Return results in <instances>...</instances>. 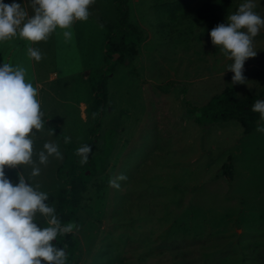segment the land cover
Here are the masks:
<instances>
[{
  "label": "rangeland",
  "instance_id": "1",
  "mask_svg": "<svg viewBox=\"0 0 264 264\" xmlns=\"http://www.w3.org/2000/svg\"><path fill=\"white\" fill-rule=\"evenodd\" d=\"M16 2L32 14L29 0ZM242 2L235 0L230 14ZM253 2L264 17V0ZM128 8V22L146 37L137 54L125 53L119 63L117 54L99 112L89 78L106 64L115 0H95L88 20L73 23L70 41L57 29L31 45L19 36L0 43V64L23 67L37 89L45 123L34 130L33 160L38 164L45 142L63 154L38 164L37 177L20 166L5 168V175L15 183L24 174L57 209L65 140L77 150L98 131L94 158L108 137L113 152L83 195L79 264H264V132L246 135L235 120L199 126L188 111L226 87L236 88L238 102L261 97L264 28L253 39L256 55L245 61L243 82H233L231 60L208 35L217 24L170 25L154 0H128ZM29 46L40 50L39 62L29 58ZM120 174L127 180L110 187Z\"/></svg>",
  "mask_w": 264,
  "mask_h": 264
},
{
  "label": "clouds",
  "instance_id": "2",
  "mask_svg": "<svg viewBox=\"0 0 264 264\" xmlns=\"http://www.w3.org/2000/svg\"><path fill=\"white\" fill-rule=\"evenodd\" d=\"M29 15L16 0L6 4L0 0V43L19 36L35 44L47 41L57 29L64 40L73 37L72 25L87 21L89 8L95 0H29ZM253 0H243L237 10L208 33L211 43L219 48L231 63L233 82H243L245 61L256 55L253 39L264 28V17L254 11ZM29 58L39 62L38 48H27ZM253 112L259 113L261 124L257 131L264 132V99L256 100ZM37 89L26 80L23 67L0 64V264H66V252L57 247L59 236L72 233L73 223H62L56 214L49 194L38 190L24 174L13 183L5 168H30L29 176L40 175L39 165H46L49 157L63 159L59 146L45 142L38 153V164L33 160L34 130L44 126ZM81 165L87 164L91 146L84 144L77 150ZM127 176L120 174L109 179V186L118 189ZM43 220V225L41 219ZM55 242V243H54Z\"/></svg>",
  "mask_w": 264,
  "mask_h": 264
},
{
  "label": "trees",
  "instance_id": "3",
  "mask_svg": "<svg viewBox=\"0 0 264 264\" xmlns=\"http://www.w3.org/2000/svg\"><path fill=\"white\" fill-rule=\"evenodd\" d=\"M155 5L166 15L168 24L176 25L190 21L195 24L212 22L221 24L230 14L232 3L235 0H154ZM117 20L110 29L106 44V64L100 72H94V77L89 78L90 85L95 95V110L101 111L106 105L107 81L114 73L117 64L114 59L118 54L123 59L125 53L137 54V47L146 37L145 31L139 30L128 22V0H115ZM98 74V75H97ZM238 92L234 87H226L223 92L210 100L203 107L189 109V113L195 116V123L199 126L216 124L221 121L235 120L239 122L246 135L253 133L260 119L259 113L253 112L254 97L238 102ZM264 99V93L257 100ZM188 106V104H187ZM98 131L92 130L88 145L92 152L88 162L81 167L76 161V147L72 142L65 140L66 153L63 163L57 169L58 179L62 180L65 188L58 194L56 214L62 223H73L78 226V215L83 203V195L88 192L89 185L95 175L102 173L106 161L113 152L111 138L108 137L104 144L103 155L94 158L95 145L98 140ZM229 167L225 175H230ZM72 233L59 236L56 246L63 247L66 252V264H79L82 250L78 235ZM55 243V242H54Z\"/></svg>",
  "mask_w": 264,
  "mask_h": 264
},
{
  "label": "water",
  "instance_id": "4",
  "mask_svg": "<svg viewBox=\"0 0 264 264\" xmlns=\"http://www.w3.org/2000/svg\"><path fill=\"white\" fill-rule=\"evenodd\" d=\"M117 58H118V55H116L114 59L116 60Z\"/></svg>",
  "mask_w": 264,
  "mask_h": 264
},
{
  "label": "crops",
  "instance_id": "5",
  "mask_svg": "<svg viewBox=\"0 0 264 264\" xmlns=\"http://www.w3.org/2000/svg\"><path fill=\"white\" fill-rule=\"evenodd\" d=\"M58 177V176H57Z\"/></svg>",
  "mask_w": 264,
  "mask_h": 264
}]
</instances>
